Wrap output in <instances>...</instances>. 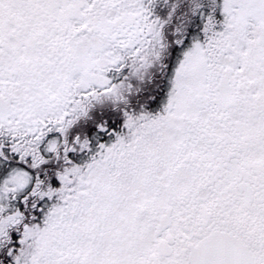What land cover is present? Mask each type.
Masks as SVG:
<instances>
[{"label": "snow or ice", "instance_id": "1", "mask_svg": "<svg viewBox=\"0 0 264 264\" xmlns=\"http://www.w3.org/2000/svg\"><path fill=\"white\" fill-rule=\"evenodd\" d=\"M0 264H264V0H0Z\"/></svg>", "mask_w": 264, "mask_h": 264}]
</instances>
